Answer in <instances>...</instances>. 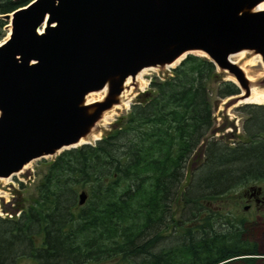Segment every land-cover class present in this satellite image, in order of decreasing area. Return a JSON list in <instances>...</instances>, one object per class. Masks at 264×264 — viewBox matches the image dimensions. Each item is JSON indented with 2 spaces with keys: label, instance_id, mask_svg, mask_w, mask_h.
Listing matches in <instances>:
<instances>
[{
  "label": "trees",
  "instance_id": "obj_1",
  "mask_svg": "<svg viewBox=\"0 0 264 264\" xmlns=\"http://www.w3.org/2000/svg\"><path fill=\"white\" fill-rule=\"evenodd\" d=\"M27 2L1 1L0 14ZM216 72L205 58L187 55L163 80L150 82L153 92H143L124 120L93 146L63 151L49 162L26 208H14L17 218H0V264L264 262V235L258 239L256 224L202 206L250 182H264L263 105L240 108L248 116L242 142L228 147L206 141V84ZM237 93L231 82L217 85L222 100ZM201 143L203 160L178 194ZM78 191L86 194L81 206ZM173 213V231H183L166 235ZM169 237L174 242L155 251Z\"/></svg>",
  "mask_w": 264,
  "mask_h": 264
},
{
  "label": "water",
  "instance_id": "obj_2",
  "mask_svg": "<svg viewBox=\"0 0 264 264\" xmlns=\"http://www.w3.org/2000/svg\"><path fill=\"white\" fill-rule=\"evenodd\" d=\"M262 3L30 0L0 14L9 26L0 43V179L34 160L94 145L103 115L120 104L128 79L136 89L143 69H173L198 53L236 82L238 93L225 98L224 108L252 87L264 91V77L250 82L229 59L258 56L264 70ZM77 198L81 206L84 192Z\"/></svg>",
  "mask_w": 264,
  "mask_h": 264
},
{
  "label": "rangeland",
  "instance_id": "obj_3",
  "mask_svg": "<svg viewBox=\"0 0 264 264\" xmlns=\"http://www.w3.org/2000/svg\"><path fill=\"white\" fill-rule=\"evenodd\" d=\"M4 1V0H0ZM19 1V0H15ZM30 0H28L29 2ZM27 2V3H28ZM26 3V4H27ZM2 24L0 27V42L5 37L7 38L9 34V26L8 21L3 22L0 21ZM7 35V36H6ZM251 58L250 56H247L245 54V59ZM256 62V63H255ZM252 65H249L246 67V71L250 76L254 77L255 81H258L264 77V70L261 65V62L255 61ZM174 69V68H173ZM154 70V69H153ZM170 70H164V71H151L148 72L146 75H144V79L147 81L146 87L142 91H138L137 89L132 88V91L134 92V96L132 98V101L129 105V107L136 102V99L143 93H152L153 89L149 88V83L156 80H163L166 76L170 74ZM217 73V76H213L210 78V80L206 84V92H207V98L210 104V111H211V127L210 132L208 134V140L217 141L221 144H225L228 147H234L235 144L242 142L244 139H246V136L243 132V125L245 124L246 120L248 119V116L241 111V107L243 105H238L237 107L229 106L224 108L225 99H220L216 96V89L217 85L224 81L227 76L223 73ZM262 73V74H260ZM261 75V76H260ZM227 82V81H226ZM129 107L127 110H120L115 111L114 115L111 116V119L109 121V124L105 127L104 131L101 133V135H105L107 131H110L112 128V125L115 123H120L124 120L127 113L129 112ZM260 124H264V118H260ZM100 138L103 137V135ZM264 137V132H263ZM205 143V142H204ZM199 144L197 150L194 152V154L190 157L187 168L184 171L182 181L180 183V187L178 189V194H181L183 192L184 188L187 186L188 182V176L190 171L198 166V164L203 160V154L205 149V144ZM54 158L46 157L34 160L30 162L28 165H26L22 171H20L18 174L11 176L10 178H7L6 181H0V218L4 219H13L17 218L19 214V210H14L16 206H22L23 208H26L27 204L30 201V196H35V188L37 186V183L42 176L43 172L45 171L46 165L51 162ZM249 187H260L262 189V197L263 202L259 205H254L253 203H250V207L247 211L243 210V206L246 205V198L244 197V192L247 191ZM84 192V191H82ZM80 192L78 191V194ZM85 194V192H84ZM86 199V194H85ZM180 205V202L177 205H173V209L178 207ZM202 206L206 210H210L211 212L218 213L221 217L226 218H242L249 223L256 224L258 227L256 230V235L260 234L258 239L262 238V233H264V182H250L244 186H240L237 189L231 191L230 193L224 195L221 198L214 199V200H207L202 201ZM172 209V210H173ZM177 221V215L173 213L171 215V222H168L166 235L170 234V231H173V226L175 225ZM217 223L222 224V221H217ZM219 225V224H215ZM220 227L223 228V226L220 225ZM175 234L183 231L180 228L174 229ZM173 231V232H174ZM174 242L173 237H169L163 241H160L159 247L155 248V251L160 247H165L168 245H171ZM264 249V242L260 245ZM264 258V257H260ZM264 260V259H260ZM261 264H264V262H261Z\"/></svg>",
  "mask_w": 264,
  "mask_h": 264
},
{
  "label": "bare ground",
  "instance_id": "obj_4",
  "mask_svg": "<svg viewBox=\"0 0 264 264\" xmlns=\"http://www.w3.org/2000/svg\"><path fill=\"white\" fill-rule=\"evenodd\" d=\"M260 8H264V3L260 4L259 6ZM7 36V35H6ZM6 39V37L2 40L4 41ZM1 41V42H2ZM194 55H198L200 57L201 54H194ZM230 61H232L233 63L237 64L240 69L245 73L246 77L248 78V80L250 82L255 81L253 76H250L247 71H246V67L249 65H252L253 62L257 61L259 62V57L258 56H253L249 59H245V53H239L237 55L231 56ZM180 59H178L176 62H174V64L171 65V67H174L176 65V63L179 61ZM256 63V62H255ZM154 71L153 69H143L135 78V83L137 85L136 89L138 91H142L146 85H147V81L144 79V75H146L148 72ZM262 74V73H260ZM261 76V75H260ZM228 82L234 83V85L236 84V82L230 78L227 77L225 79ZM125 85L127 86V89L124 90V92L121 95V101L120 104L117 106H114L111 110H109L108 112H106L102 119L100 120L99 124H98V131L96 134L92 135L91 137V141L96 140L98 138H100L101 133L104 131L105 127L109 124V121L111 119V116L114 115L115 111H120V110H127L132 98H133V94L134 92L132 91V83L130 82V80L128 79L125 83ZM102 95V92L100 94H90L88 96L87 102H92V101H96L99 100L100 97ZM249 104H253V105H263L264 106V91L261 89H257L255 87H252L250 89V93L249 96L243 100H240L239 102H237L233 107H237L238 105H249ZM0 181H6V179H0ZM1 212V210H0Z\"/></svg>",
  "mask_w": 264,
  "mask_h": 264
},
{
  "label": "flooded vegetation",
  "instance_id": "obj_5",
  "mask_svg": "<svg viewBox=\"0 0 264 264\" xmlns=\"http://www.w3.org/2000/svg\"><path fill=\"white\" fill-rule=\"evenodd\" d=\"M243 195L246 198L247 203L243 206L244 211L248 210V208L250 207V203L259 205L263 202L262 189L260 187H249Z\"/></svg>",
  "mask_w": 264,
  "mask_h": 264
}]
</instances>
